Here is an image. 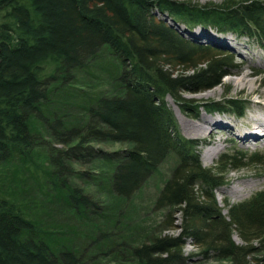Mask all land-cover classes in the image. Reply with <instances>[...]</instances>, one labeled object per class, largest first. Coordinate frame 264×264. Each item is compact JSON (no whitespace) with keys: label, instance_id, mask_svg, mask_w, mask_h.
Masks as SVG:
<instances>
[{"label":"trees","instance_id":"1","mask_svg":"<svg viewBox=\"0 0 264 264\" xmlns=\"http://www.w3.org/2000/svg\"><path fill=\"white\" fill-rule=\"evenodd\" d=\"M156 8L182 16L190 29L200 23L219 32L254 35L264 47V0L200 6L175 0H0V168L16 183L12 196L0 190V264H112L113 259L118 264H183L189 238L204 254L216 251L235 264H256L249 254L252 241L264 244V189L242 201L224 198L222 207L216 190L226 184L228 169L245 165L244 155L222 154L216 171L204 166L198 140L181 132L166 100L170 94L181 108L190 109L182 96L186 89L217 85L237 63L211 44L184 36L158 18ZM106 50L116 60L109 68L114 90L92 89L81 101L74 98L82 110L69 118L63 112L68 107L51 91L78 83L77 70ZM239 103L204 105L210 112L242 114ZM94 141L132 147L105 151ZM170 154L177 162L153 202L165 215L159 232V224L147 223L119 239L111 236L109 221L132 218L124 207ZM97 158L108 164L103 174L76 167ZM39 165L42 172L34 176L47 200L65 205L79 222L48 229L40 213L15 197L22 196ZM90 180L105 186L106 200L93 197ZM173 227L181 231L165 232ZM71 230L74 237L68 235ZM235 233L245 243L236 242Z\"/></svg>","mask_w":264,"mask_h":264},{"label":"rangeland","instance_id":"2","mask_svg":"<svg viewBox=\"0 0 264 264\" xmlns=\"http://www.w3.org/2000/svg\"><path fill=\"white\" fill-rule=\"evenodd\" d=\"M175 1H187L193 5H220L228 0H175ZM240 1V0H231ZM164 11V12H163ZM155 13L158 18L164 19L167 23L172 24L177 28L184 36L192 38L197 41L209 43L214 47L217 52H226L230 57L234 58L237 63L236 66L231 67V72L223 76L222 81L217 85L200 90L192 91L185 90L182 93L184 100L188 102L190 109H183L168 94L166 100L170 107L173 109L176 120L179 124L181 132L187 137L198 140L197 150L200 153V158L204 166L216 167L217 160L220 159L222 154H231L240 151L244 155L242 162L245 165L238 168H230L225 174L226 184L222 185L216 190L219 204L223 207L225 205L224 198H228L231 202L242 201L249 198L256 192L264 189V134L263 127H257L256 121L253 118L257 114H264V47L259 43L257 37L254 35H247L244 33H237L234 31L230 32H219L215 27L204 26L203 24L197 25L193 29L188 28L186 20L181 16H176L170 13L168 10L155 9ZM191 24V25H193ZM195 30V31H194ZM207 30V31H205ZM194 31L202 33L207 38H199L201 35L193 36L189 33ZM223 39H227L226 41ZM110 51L106 50L100 56L94 59V61L84 69L77 70L76 78L78 83L70 82V85H65L61 89H53L51 91V97L55 98L57 102L61 101V104L67 106L66 111H63L69 118L82 110L80 102L73 100L83 99V94L89 91H102L111 92L114 90L111 73L109 72L112 66L116 64V60H113ZM110 68V69H109ZM178 71H183L178 70ZM185 72V70H184ZM192 72V70L187 71ZM244 72H251L247 77V85L239 84L235 82ZM252 84L250 86L249 84ZM253 87V88H252ZM68 91L67 93L62 91ZM229 100L240 101L243 104V113L237 114L231 109L225 110H214L210 112L208 106L204 103L211 104L213 101H220L226 103ZM200 103V106L196 108L195 104ZM239 103V104H240ZM262 104V105H261ZM209 118L213 120H221L223 123H228L234 128L231 130L229 127L222 126L218 128L217 125L206 124V128L198 133H195L192 128L193 123H202L203 118ZM220 121V122H221ZM256 125V126H255ZM224 127V128H223ZM255 128L262 132L257 133V139H242V133L248 132ZM49 138V135H46ZM94 146L101 147L105 151H115L123 148L132 147L131 143L128 142H92ZM219 145V149L213 152V148ZM251 156H260L263 162H256L257 158ZM42 155H38L37 159L40 162ZM103 158L94 159L89 163H77L76 167L84 170H91L98 172L99 174L108 170V164ZM177 162V157L174 154H170L160 165V167L154 172V175L146 182V184L140 189L133 200L125 206L124 212L132 216L128 221L125 216H120L116 221H109L107 228L111 231V236L116 239L120 238V235L126 233L135 225H141L140 230L144 229L147 223L159 224L156 228H161L164 219L163 210H155L153 202L155 197L162 186L163 182L171 175L172 170ZM37 173L33 170L32 179L23 186L26 190L22 193V196L18 193L15 197L22 203L30 204L34 211L40 213V217H43V226L48 229H60V226H67V223L79 222L73 217L70 210L65 206L55 202L49 201L46 198L44 187L41 185L39 180L34 175L39 176L42 172V165H39ZM216 171L217 169L214 168ZM92 173V172H91ZM90 192L93 197L98 200H106L107 194L105 193V186L100 185L97 180H90ZM76 182L80 185L86 186V182L82 178H77ZM104 182V181H103ZM16 188V183L13 184V180L9 178L7 169L0 168V190H5L6 194L10 195V190ZM44 203V206L42 205ZM44 207V210H42ZM57 210H52V209ZM49 211H53L49 215ZM227 213V209L223 211ZM63 214V215H62ZM178 214V213H177ZM64 216V218H63ZM179 219L176 220L177 225L182 223L181 214H178ZM115 218V216L113 215ZM105 218L101 221H105ZM98 221V218L95 219ZM64 221V222H62ZM141 221V222H139ZM138 223V224H137ZM55 225V226H53ZM85 227H81L80 230ZM181 231L180 227H173L166 229L165 232L170 234H178ZM69 236L74 237L75 233L68 232ZM137 235V234H136ZM139 235L135 236L134 239L137 241ZM233 238L238 243H245V241L235 233ZM80 241H84L85 237L78 238ZM254 246L250 252L249 257L253 260V263L264 264V244L254 240L251 242ZM185 254L189 257L184 261L183 264H235V262L228 257H222L216 251H211L208 254L203 253L202 246L195 244L192 239H188L184 247ZM112 264H118L117 259L112 260Z\"/></svg>","mask_w":264,"mask_h":264},{"label":"bare ground","instance_id":"3","mask_svg":"<svg viewBox=\"0 0 264 264\" xmlns=\"http://www.w3.org/2000/svg\"><path fill=\"white\" fill-rule=\"evenodd\" d=\"M195 31V30H194ZM194 31H191V32H189L192 36H193V34H194ZM205 31H207V30H205ZM196 34H198V35H201V36H198L199 38H207V36H204L202 33H199V32H196L194 35H196ZM197 36V35H196ZM223 40H227V39H223ZM251 72H244V73H242L240 76H238V78H236L235 79V82H237V83H239V84H243V85H247L248 84V82H250L251 80H249L248 81V75L250 74ZM250 86H252V84L250 83L249 84ZM253 88V87H252ZM262 104L264 105V102H262ZM261 104V105H262ZM264 107V106H263ZM221 121V120H220ZM219 120H211V119H209V118H203V122H204V124H202V123H198V124H196V123H193L192 122V128H193V131L195 132V133H198V132H200L201 130H203V129H205L206 128V124H209L210 126L211 125H217V126H219L218 128H222V126H225V127H229V128H231V130H233L234 128L232 127V125L230 126V125H228V123H223L222 121L220 122ZM253 121H256V123H257V127H263V129H264V114L263 115H259V114H257L256 116H255V118H253ZM256 126V125H255ZM224 128V127H223ZM259 132H262V131H260V130H258V129H255V128H253L252 130H251V132L250 131H248V132H244V133H242V139H244V140H249V139H257L259 136H258V134L257 133H259ZM263 134H264V131H263ZM219 149V145H217L215 148H213V152H216L217 150Z\"/></svg>","mask_w":264,"mask_h":264}]
</instances>
